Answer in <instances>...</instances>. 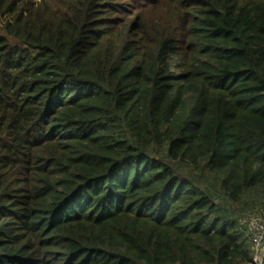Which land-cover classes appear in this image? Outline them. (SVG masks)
<instances>
[{"label": "trees", "instance_id": "16d2710c", "mask_svg": "<svg viewBox=\"0 0 264 264\" xmlns=\"http://www.w3.org/2000/svg\"><path fill=\"white\" fill-rule=\"evenodd\" d=\"M0 19V264H254L205 183L264 209V0H0Z\"/></svg>", "mask_w": 264, "mask_h": 264}, {"label": "rangeland", "instance_id": "374dc122", "mask_svg": "<svg viewBox=\"0 0 264 264\" xmlns=\"http://www.w3.org/2000/svg\"><path fill=\"white\" fill-rule=\"evenodd\" d=\"M34 3H38V1H35ZM5 19H0V27L3 26V21ZM2 34L5 35V33ZM9 41L11 44H15V41L13 39H9ZM205 185H207V187L209 186L210 189L212 188V191L215 193V199L217 204L221 205L222 207H226L228 210H236V216L240 220V223L243 225V227L248 229L247 232L249 234L255 233V235H258L259 237L260 235H262V238L264 237V230L261 229L264 228V223L259 225L253 223L254 219L260 220L263 217L262 214L264 213H261L260 211L264 212V209L260 207V205L254 203V201L252 202L251 198H249L247 199L246 204L243 203L237 206L227 207L226 201L221 197L220 192L217 191V189L214 187V182L209 180L205 183ZM262 238L259 242L260 245L258 246V250H255L254 264H258V261L261 264H264V239Z\"/></svg>", "mask_w": 264, "mask_h": 264}, {"label": "built area", "instance_id": "2783aa9c", "mask_svg": "<svg viewBox=\"0 0 264 264\" xmlns=\"http://www.w3.org/2000/svg\"><path fill=\"white\" fill-rule=\"evenodd\" d=\"M253 223L257 224V225L264 223V216L260 220H255L254 219ZM261 229L264 230V228H261ZM263 234H264V232H263ZM251 237H252V241L254 242L255 250L257 251L258 248H259L258 246L260 245L259 242H260V240L262 238V235H260V237H259L258 235H255V233H252ZM262 239H264V237Z\"/></svg>", "mask_w": 264, "mask_h": 264}, {"label": "water", "instance_id": "95a60500", "mask_svg": "<svg viewBox=\"0 0 264 264\" xmlns=\"http://www.w3.org/2000/svg\"><path fill=\"white\" fill-rule=\"evenodd\" d=\"M258 264H261V263L258 261Z\"/></svg>", "mask_w": 264, "mask_h": 264}]
</instances>
